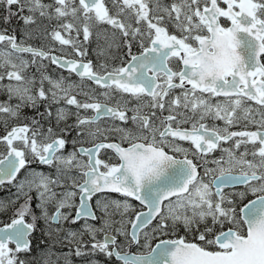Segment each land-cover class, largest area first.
Instances as JSON below:
<instances>
[{
    "label": "snow or ice",
    "instance_id": "obj_1",
    "mask_svg": "<svg viewBox=\"0 0 264 264\" xmlns=\"http://www.w3.org/2000/svg\"><path fill=\"white\" fill-rule=\"evenodd\" d=\"M0 6L6 12L0 21L9 24L15 17L24 25V39L19 42L15 34L0 32V45H7L0 48V82L8 81L0 83V92L7 96L0 101V126L5 131L0 135L5 146L0 152V185L17 189L15 199L0 200V211L24 200L11 222L0 227V264H27L18 254L30 251L29 237L40 220L48 228L50 247L71 246L67 253L50 251L49 257H55L51 264H73V256L81 264H101L99 256L106 264H113V259L116 264H264V0H172L170 4L111 0V10L105 0H78V4L55 0L54 5L42 0H0ZM50 10L57 20L71 16L82 21L79 26L59 25L67 38L61 30L50 34L81 59H66L25 44L35 31L29 26L37 24L36 14L51 21ZM221 18L231 26H222ZM99 25L118 30L128 49L130 59L111 71L106 64L99 66L103 72L98 71L90 60L82 59L87 55L84 43ZM101 35L96 32L98 39ZM134 43L140 48L138 54L132 53ZM24 53L32 60L24 59ZM37 58L75 73L80 83L45 75ZM173 61L182 67L174 68ZM30 64L36 65L39 80L35 74H24ZM85 81L103 91L97 96ZM78 95L85 99L78 100ZM219 97L223 101L213 103ZM61 102L65 106L53 113V106ZM68 106L77 111L70 112ZM25 107L34 109L40 119L24 117L28 123L9 128ZM80 110H92L94 115L81 117ZM73 114L76 123L66 124L60 134L51 126L45 130L41 123L54 116L59 125ZM102 118L112 124L102 128ZM208 119L223 121L224 126L209 125ZM242 120L257 129L229 130ZM129 122L135 132L127 127ZM69 128L79 130L77 137L95 141L115 134L120 142H96L65 155L68 141L63 133ZM229 141L231 147H222ZM77 142L74 139L73 146ZM101 149L114 150L118 163L99 159ZM217 150L221 155L209 158ZM83 156L86 161L79 159ZM34 162L52 167L54 174L32 170L17 182L21 170ZM237 186L242 190L226 191ZM106 193L124 199H108ZM249 194L254 199L244 203ZM130 200L139 202L140 210ZM89 221H100V226ZM78 222L82 226L73 229L71 225ZM181 226L195 242L185 236L162 238L176 235ZM100 233L102 239L97 238ZM153 240L158 241L155 246ZM133 247L146 251L132 252Z\"/></svg>",
    "mask_w": 264,
    "mask_h": 264
},
{
    "label": "flooded vegetation",
    "instance_id": "obj_2",
    "mask_svg": "<svg viewBox=\"0 0 264 264\" xmlns=\"http://www.w3.org/2000/svg\"><path fill=\"white\" fill-rule=\"evenodd\" d=\"M55 0H42V3L44 4H53L54 5ZM106 5L110 8H112L111 6V0H105ZM172 2V0H163L164 4H170ZM76 3L78 4V0H76ZM151 6V5H150ZM221 7H226V5H224L223 3H221L220 5ZM238 11V9H236ZM53 11V10H50ZM5 9L4 6H0V17H2L3 15H5ZM24 14H28L27 9H25V13ZM36 20H37V24L36 25H31L29 26L30 29H35V31H33V35L32 38L26 39L25 40V44L26 45H31L33 47L36 48H42L44 51H50L51 54L56 55V56H63L66 59H81V57H78L73 49L70 46H61L60 43L56 40H54L52 38V36L50 35L51 32L56 29V30H61L62 35H65L67 38V34H65L63 32L62 29H59V25L62 23H66V22H74V23H78L79 25H82V21L80 22H75L73 21V18L71 16L65 17V18H61L60 20H57L54 16V11H53V18L51 21H49L47 18H42L39 16V14H36ZM221 23L222 26L225 27H230L231 26V22L226 20V18H221ZM39 26V27H38ZM24 28L23 25V21L19 20L15 17L12 18L11 23L9 24H4L2 21H0V32H5L6 35H13L15 34L17 37V41L19 42L21 39H24V37L22 36V29ZM105 29L107 30L105 32ZM115 31L116 32V36L113 37L112 36V32ZM169 31H173V29L171 28V26H169ZM92 32L93 35L90 37L88 42L84 43V47L87 49V55L85 57H83V61L86 63L89 60L92 62L94 69L103 72L105 69H100V65L101 64H106L107 65V71H111L112 69L116 68V67H120L123 66V64H125L127 62L128 59H130V57L127 55V51L128 49L124 46V38L120 36L119 31L118 30H113L110 26L108 25H99L96 27L92 28ZM96 32H101L102 35L100 36V38L98 39L96 36ZM179 34V33H177ZM206 34V33H205ZM73 36H75V32L72 33ZM79 39L82 41V33L81 36L79 37ZM109 44H111L112 46L109 47ZM7 45H0V48H6ZM140 51V48L137 44H133L132 47V53L133 54H138ZM23 56L24 59L31 61L32 60V56L29 53H24L21 54ZM261 62L264 63V55L261 56ZM43 65L42 71L44 72L45 75H49L52 78H59L60 76H64L67 77L68 81L70 82H75V83H80V78L75 74V73H70L67 69L65 68H60L58 65L56 64H52L50 60L45 59L43 61H40L39 58H37V64H41ZM171 66H173L174 68H178V67H182L181 64H176L175 61L172 62ZM25 75L27 76H31L33 74L36 75L37 80H39V76L40 73L37 72L36 69V65H32L30 64L29 67L26 69ZM0 83H8L7 79H5L3 82ZM85 85H87L88 87L91 88H95L96 89V94L97 96H99V93L101 91H103V89L99 88V86H96L93 84V82L91 81H85L84 82ZM45 87H47V83L45 84ZM190 87V86H189ZM85 90H87V88H85ZM180 90L177 89L175 90L176 94H179ZM73 94H76L75 92ZM7 99V96L4 92H0V101H5ZM78 100H84L85 98L82 95H78L77 96ZM102 99V97H101ZM219 99L221 101H223V97H219V98H213V103L216 102V100ZM17 101L14 99L13 101H11V103L15 104ZM250 104H252V106L254 108L259 107L257 105H255L254 102H249ZM64 103L61 102L58 105H54L52 108L53 113H55V109L57 107H64ZM69 111L72 113H75L77 110L75 108V106H68ZM44 107L41 106L40 107V112H44ZM168 113L165 112L164 115H167ZM94 115V112L92 110H80V116L81 117H90ZM159 115V113H158ZM36 116L37 119H40L37 114L36 111L32 108L29 107H25L21 110V118L19 120H12L9 124V128L13 125V124H23V123H28L29 121L24 119V117H33ZM256 119H259V116L256 117ZM41 123L44 126V129L46 130L49 126H51L54 130V132H56L57 134H60V130L65 128V125H74L76 123V115H70L67 119V121H62L59 125L56 124L55 118L53 116V118L51 119V121H49L48 119H44L41 120ZM117 124H120L121 122L117 121ZM206 123H208L209 125H212L213 123L223 127L224 126V122L223 121H213L211 119H208L206 121ZM100 126L103 127H107L110 126L112 124V121L107 119V118H102L101 121L99 122ZM122 126V125H121ZM186 127H190V125H185ZM127 127L132 128L133 131L135 132L136 129L134 128V126L131 124V122H129V124L127 125ZM257 125L251 124L249 123L247 120H242L239 124H235L232 127L229 128L230 131H255L257 129ZM88 129L86 128L85 131H87ZM79 130L76 128H69L68 130H66L63 135L64 137L67 139L68 144L66 145V148L63 150L64 154L67 155L69 152L74 151L75 149H79L81 146L85 147V148H89L92 147L94 143L96 142H104V143H112V142H120L119 141V137L115 134L111 135L107 140H104L102 137L98 140H92L90 137H87L85 135H81L80 137H77V132ZM5 131L3 126H0V135H4ZM74 139H77L78 142L75 144V146H73L72 141ZM79 141H83V144H81ZM184 147H190V144L188 142H182ZM233 144V141H229L227 143H223L222 142V147H231ZM123 146L127 147V143L125 142L123 144ZM249 150H252V146L248 145ZM167 150V149H166ZM243 146L241 147L240 151H243ZM0 152H5V146L0 144ZM221 155V152L219 150H217L216 152L212 153L210 155L209 158H218ZM98 158L105 161L106 163L109 164H113V163H118V158L115 155L114 150L112 149H101L99 154H98ZM189 158H192L191 155L189 156ZM249 159H251V156L248 157ZM79 159H81L82 161H86L87 157L83 156V157H79ZM212 166V165H209ZM35 170L36 172H43L46 175H52L55 172V169H53L52 167L48 166V165H41L38 162H34L32 164H30L29 166L26 167V169H22L21 173L18 174V180H23L24 179V174H28L30 171ZM103 170V169H101ZM72 174L75 175L76 174V170L73 169L72 170ZM82 179V178H81ZM67 183V182H66ZM243 186H237V188L235 189H231V190H226V191H238V190H242ZM63 188H57L56 191H63ZM17 189L14 185H9L7 183H5L4 185H0V200L3 201H7L10 199H15V193H16ZM34 200H33V208H35V190H33L32 193ZM99 195V194H98ZM105 197L108 199H119V200H123L124 197L121 196L118 193H106ZM248 199H254V196H252L251 194H249V196L247 197V199H245L244 203H247ZM95 200V198H94ZM24 202L23 198H21L16 204L15 206L5 209L4 211H0V227L3 226L6 223H10L11 219L14 216V212L16 210V208H18L22 203ZM130 202L136 206L137 210H140V205L139 202L135 201V200H130ZM37 214L38 210H37ZM115 219L119 220V215H116L114 217ZM29 219L30 218H26ZM90 223H95L97 227L100 226V221H89ZM83 222H78L75 225H71V227L73 229H79L82 226ZM55 227V226H53ZM65 227H68V225H65ZM48 231L47 226L45 225L43 220H40L37 222V226L36 229L33 231V233L31 234V236L29 237L31 240V247H30V251L29 252H22L19 253V257H25V258H48L50 260L49 264H51V260H54L55 257H49V252H56V253H67L69 251V248L71 247L70 245H66L64 247H61L60 244H56L54 246L52 245L51 240L49 239L48 236L45 235V233ZM179 236H185L186 240L195 242V238L193 236V234H188L185 235V230L184 228L181 226L178 230V232L176 233V235L172 236H167V237H162L165 239H176ZM98 239H102L103 238V234L100 233L97 235ZM85 239H87V237H85ZM157 240H153L152 241V245L155 246V244L157 243ZM9 247L14 248L15 245L14 244H9ZM132 252H137L139 251H146V249L140 248L137 249L136 247H133L130 249ZM100 261L101 264H106L104 257L103 256H99L97 257ZM73 259V264H81L80 258L77 257H72ZM62 264V262H61ZM113 264H116L115 260L113 259Z\"/></svg>",
    "mask_w": 264,
    "mask_h": 264
},
{
    "label": "trees",
    "instance_id": "obj_3",
    "mask_svg": "<svg viewBox=\"0 0 264 264\" xmlns=\"http://www.w3.org/2000/svg\"><path fill=\"white\" fill-rule=\"evenodd\" d=\"M48 261L50 259L48 258H26L25 261H27V264H45V261Z\"/></svg>",
    "mask_w": 264,
    "mask_h": 264
},
{
    "label": "rangeland",
    "instance_id": "obj_4",
    "mask_svg": "<svg viewBox=\"0 0 264 264\" xmlns=\"http://www.w3.org/2000/svg\"><path fill=\"white\" fill-rule=\"evenodd\" d=\"M26 173H27V172H26ZM26 173H25V174H24V176H23V177H24V179H25V176H27V175H28V174H26ZM29 178H31V177H29ZM23 258H24V260L26 259L25 257H19V259H23Z\"/></svg>",
    "mask_w": 264,
    "mask_h": 264
},
{
    "label": "bare ground",
    "instance_id": "obj_5",
    "mask_svg": "<svg viewBox=\"0 0 264 264\" xmlns=\"http://www.w3.org/2000/svg\"><path fill=\"white\" fill-rule=\"evenodd\" d=\"M22 257V256H21ZM24 259V258H23Z\"/></svg>",
    "mask_w": 264,
    "mask_h": 264
},
{
    "label": "water",
    "instance_id": "obj_6",
    "mask_svg": "<svg viewBox=\"0 0 264 264\" xmlns=\"http://www.w3.org/2000/svg\"><path fill=\"white\" fill-rule=\"evenodd\" d=\"M262 63V62H261ZM3 227V226H2Z\"/></svg>",
    "mask_w": 264,
    "mask_h": 264
}]
</instances>
